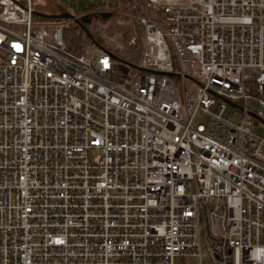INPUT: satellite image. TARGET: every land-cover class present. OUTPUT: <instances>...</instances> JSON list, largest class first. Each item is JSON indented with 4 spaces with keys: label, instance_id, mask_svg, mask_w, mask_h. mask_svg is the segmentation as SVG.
<instances>
[{
    "label": "built area",
    "instance_id": "2783aa9c",
    "mask_svg": "<svg viewBox=\"0 0 264 264\" xmlns=\"http://www.w3.org/2000/svg\"><path fill=\"white\" fill-rule=\"evenodd\" d=\"M33 9L0 0V264H264V0H141L131 66L66 50L105 11Z\"/></svg>",
    "mask_w": 264,
    "mask_h": 264
},
{
    "label": "trees",
    "instance_id": "16d2710c",
    "mask_svg": "<svg viewBox=\"0 0 264 264\" xmlns=\"http://www.w3.org/2000/svg\"><path fill=\"white\" fill-rule=\"evenodd\" d=\"M129 4V0H114V3L109 5H107L105 2H102L101 4H95L94 2H90L89 7L86 9L91 10L93 12L98 10H108V15L104 17L100 13H92L90 23H83V25L86 27V31L77 24H69L64 29L63 33V39L66 50L75 56H82L87 54L88 49L94 43L100 45L101 47L107 50L100 35L96 34L93 31L98 29L99 25L103 23H109V31L107 30V33H121L123 37V42L126 44L125 51L113 53L114 58L122 60L130 65L137 64L142 49V37H140V34H142V26H140V24L138 23L139 25L136 24L137 27L126 28L124 25L120 24V16H118V14L116 13V11L121 5L124 6ZM86 9L79 10L77 14ZM135 36H137V43L134 47H128L129 41Z\"/></svg>",
    "mask_w": 264,
    "mask_h": 264
},
{
    "label": "rangeland",
    "instance_id": "374dc122",
    "mask_svg": "<svg viewBox=\"0 0 264 264\" xmlns=\"http://www.w3.org/2000/svg\"><path fill=\"white\" fill-rule=\"evenodd\" d=\"M129 5L120 6L116 13L118 14L120 19V24L124 25L126 28L128 27H137L138 24L137 16L139 15V11L137 9V5L141 2V0H129ZM34 2V13L47 15V16H58L63 14H71L76 16L79 10L86 9L89 7L90 2H94L95 4H101L105 2L107 5L113 4L114 0H33ZM108 15V10H105L104 16ZM38 18V20H37ZM35 21L38 22H57L62 20H48L34 15ZM66 21V20H63ZM75 24V23H72ZM139 25V24H138ZM109 31V23H103L98 26V29L94 30L96 34H99L104 45L107 49H109L112 53L123 52L126 50V44L123 42V37L121 33L114 32L113 34L107 33ZM143 33L140 34L142 37ZM136 39L137 36L133 37ZM132 38V39H133ZM131 39V40H132ZM128 43V47H134V45H130ZM142 42V39H141ZM89 50V49H88ZM142 53V49L140 54ZM140 57V56H139ZM189 83V82H188ZM258 134L264 136V125L259 124L257 129ZM177 264H189V261L178 260Z\"/></svg>",
    "mask_w": 264,
    "mask_h": 264
},
{
    "label": "water",
    "instance_id": "95a60500",
    "mask_svg": "<svg viewBox=\"0 0 264 264\" xmlns=\"http://www.w3.org/2000/svg\"><path fill=\"white\" fill-rule=\"evenodd\" d=\"M34 15L41 17V18H44V19H48V20H65V19L71 20V19H74V16L71 14H68V13L63 14V15H58V16H47V15H42V14H37V13H34ZM104 17H106V16H104ZM90 21L88 20V21H86V23H90ZM76 23H77V25L81 26L86 31V27L80 21L76 20ZM116 61L121 63V64L130 65V64H128L122 60H119V59H116Z\"/></svg>",
    "mask_w": 264,
    "mask_h": 264
}]
</instances>
